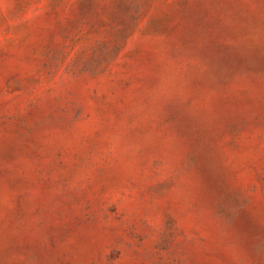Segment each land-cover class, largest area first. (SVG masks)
Wrapping results in <instances>:
<instances>
[{
    "label": "rangeland",
    "instance_id": "374dc122",
    "mask_svg": "<svg viewBox=\"0 0 264 264\" xmlns=\"http://www.w3.org/2000/svg\"><path fill=\"white\" fill-rule=\"evenodd\" d=\"M0 264H264V0H0Z\"/></svg>",
    "mask_w": 264,
    "mask_h": 264
}]
</instances>
